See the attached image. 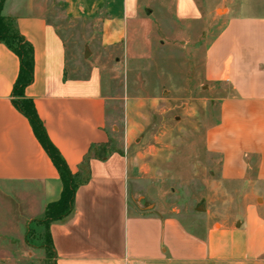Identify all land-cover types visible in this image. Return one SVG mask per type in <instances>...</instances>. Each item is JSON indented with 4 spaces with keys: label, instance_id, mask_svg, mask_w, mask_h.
<instances>
[{
    "label": "crops",
    "instance_id": "1",
    "mask_svg": "<svg viewBox=\"0 0 264 264\" xmlns=\"http://www.w3.org/2000/svg\"><path fill=\"white\" fill-rule=\"evenodd\" d=\"M69 16L94 18L104 12L102 43L122 45L130 60L152 57L153 18L148 4L167 0H65ZM20 34L34 49V82L25 90L48 137L73 174L86 166L90 180L76 192L68 220L50 226L53 264H264V216L249 205L240 228L197 233L177 216L136 213L130 208L128 158L113 153L100 160L93 147L110 142L108 98L99 68L88 76L69 73L66 48L35 0L8 7ZM256 0H173L177 19H202L226 11L224 29L208 46V80L232 86L221 101L219 123L210 128L208 152L220 157V178L264 191V14ZM9 8V9H8ZM229 40L231 52H220ZM20 60L0 42V201L6 214L40 220L60 198L58 171L36 139L28 119L12 103ZM4 218V216L2 217ZM2 264V247L0 248Z\"/></svg>",
    "mask_w": 264,
    "mask_h": 264
},
{
    "label": "rangeland",
    "instance_id": "2",
    "mask_svg": "<svg viewBox=\"0 0 264 264\" xmlns=\"http://www.w3.org/2000/svg\"><path fill=\"white\" fill-rule=\"evenodd\" d=\"M35 1L64 41L69 73L85 77L93 68L101 70L110 141L131 168L132 210L177 216L197 233L240 228L249 205L264 216V191L222 181L220 157L206 145L209 129L220 121L221 101L232 93V86L208 80L205 71L206 50L224 29L225 10L204 13L199 21L180 20L173 0L148 4L152 57L130 60L122 45L102 43L104 12L75 18L65 0ZM256 1L258 13L264 14V0ZM28 2L9 0L8 7ZM229 52L227 40L220 58ZM5 214L0 201L2 264H53L43 218Z\"/></svg>",
    "mask_w": 264,
    "mask_h": 264
},
{
    "label": "trees",
    "instance_id": "3",
    "mask_svg": "<svg viewBox=\"0 0 264 264\" xmlns=\"http://www.w3.org/2000/svg\"><path fill=\"white\" fill-rule=\"evenodd\" d=\"M4 3L5 0H0V42L6 45L20 60V71L13 88L12 103L16 110L28 119L36 139L58 171L62 184L60 198L47 205L44 217L40 222L46 231L48 252L55 258L50 226L65 222L72 216L76 192L81 186L89 182L90 172L88 166L78 174H73L70 171L65 159L48 137L33 101L25 96L26 88L34 82V49L20 34L16 22L3 15ZM113 153L123 155L112 146L110 141L108 144L93 147L86 160L90 157L105 160Z\"/></svg>",
    "mask_w": 264,
    "mask_h": 264
},
{
    "label": "water",
    "instance_id": "4",
    "mask_svg": "<svg viewBox=\"0 0 264 264\" xmlns=\"http://www.w3.org/2000/svg\"><path fill=\"white\" fill-rule=\"evenodd\" d=\"M88 55V52L86 53V56Z\"/></svg>",
    "mask_w": 264,
    "mask_h": 264
}]
</instances>
